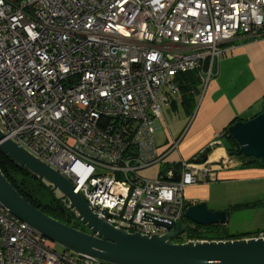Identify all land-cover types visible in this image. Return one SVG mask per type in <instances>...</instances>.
<instances>
[{
	"label": "built area",
	"instance_id": "2783aa9c",
	"mask_svg": "<svg viewBox=\"0 0 264 264\" xmlns=\"http://www.w3.org/2000/svg\"><path fill=\"white\" fill-rule=\"evenodd\" d=\"M237 38H264V0H0V129L99 219L163 235L152 220L181 222L185 188L212 168L182 160L176 182L164 179L174 169L140 174L178 148L156 141L175 77L208 68L207 83ZM56 246L0 203V264H108Z\"/></svg>",
	"mask_w": 264,
	"mask_h": 264
},
{
	"label": "water",
	"instance_id": "95a60500",
	"mask_svg": "<svg viewBox=\"0 0 264 264\" xmlns=\"http://www.w3.org/2000/svg\"><path fill=\"white\" fill-rule=\"evenodd\" d=\"M239 150L233 156L256 159L264 169V99L262 111L247 121H238L227 130ZM0 152L55 191L83 226L70 227L30 204L0 169V203L17 219L39 232L64 251L108 264H264V238L228 241H187L172 243L184 236L188 227L226 225L230 211H211L205 203L187 206L181 222L152 220L164 228L163 235L146 236L118 229L99 219L86 200L74 192L69 179L17 145L0 129ZM207 153L197 163L206 162ZM166 181L176 182L179 170Z\"/></svg>",
	"mask_w": 264,
	"mask_h": 264
},
{
	"label": "crops",
	"instance_id": "0c3cea01",
	"mask_svg": "<svg viewBox=\"0 0 264 264\" xmlns=\"http://www.w3.org/2000/svg\"><path fill=\"white\" fill-rule=\"evenodd\" d=\"M221 48L223 54L214 64L212 77L203 85L194 112L187 115V123L169 128L165 120L167 128L162 127V141L157 145L166 150L172 139H180L178 148L171 151L163 163L147 170L154 169L153 173L140 174L149 175L151 179L161 178L166 171L178 168L182 160L197 163L206 152V162L212 163L211 171L202 174L197 184L185 188V206L205 203L211 211H230L227 224L222 225L229 234H259L264 232V216L249 230L230 232L229 221L236 214L247 210L250 215L260 214L264 210V169L244 166L231 154L227 130L234 123L250 120L262 111L264 38H237ZM179 98L173 99L166 110L176 111L179 106L175 107L173 101L177 99L179 103ZM247 204L251 206L231 210Z\"/></svg>",
	"mask_w": 264,
	"mask_h": 264
},
{
	"label": "trees",
	"instance_id": "16d2710c",
	"mask_svg": "<svg viewBox=\"0 0 264 264\" xmlns=\"http://www.w3.org/2000/svg\"><path fill=\"white\" fill-rule=\"evenodd\" d=\"M208 65H205V68ZM208 68L205 71H190L181 73L175 77L174 84L179 90V103L177 99L173 101L175 107L180 106L187 114H192L196 108L198 98L201 94L204 77ZM172 102V101H171ZM230 143V151L236 152L239 150L238 144L232 137H228ZM238 160L244 163V166H260L256 159H246L243 156L237 157ZM0 169L7 177L12 186L34 207L38 208L48 216L58 220L70 227L82 229L83 226L68 209L67 203L59 198V195L51 189L43 181H39L25 169L14 164L7 156L0 152ZM251 205H243L232 207L231 210L237 211L241 208H247ZM257 234L251 235H231L224 226L215 227H188L185 234V241H228L251 238ZM76 256V255H75Z\"/></svg>",
	"mask_w": 264,
	"mask_h": 264
},
{
	"label": "rangeland",
	"instance_id": "374dc122",
	"mask_svg": "<svg viewBox=\"0 0 264 264\" xmlns=\"http://www.w3.org/2000/svg\"><path fill=\"white\" fill-rule=\"evenodd\" d=\"M166 109H164L163 112H164V118H165V120H167L169 128L170 127L172 128V126L174 124H181L182 122H186L187 123V118L186 117H187L188 114L184 110H182V108L180 106L176 109V111H174L173 109H170V110H166ZM162 127L166 128L165 124H163L161 126V129L159 130L158 135L156 133V141L157 142H161L162 141ZM210 164L212 166V163H210ZM148 169L140 171V173H146ZM153 170L154 169H152L151 171L149 170V172H147V173H153ZM148 176L145 177V178L151 179ZM263 216H264V210H262L260 212V214H252V215H250V212H248V210L240 212L239 214H236V216H233L231 218V221H229L230 232H236V230L238 232L239 231H244V229L249 230L248 228H251V225H254V224H256V222L260 221V219H262ZM259 235H260V233L256 235V238H258ZM181 241H182V243L185 242V235L181 236L179 238L173 239L172 243H180ZM56 250L60 254H62L64 252V249L61 246H59V245L56 246Z\"/></svg>",
	"mask_w": 264,
	"mask_h": 264
}]
</instances>
